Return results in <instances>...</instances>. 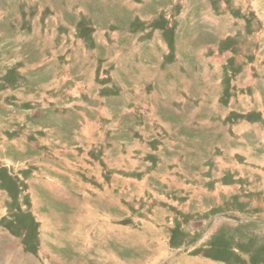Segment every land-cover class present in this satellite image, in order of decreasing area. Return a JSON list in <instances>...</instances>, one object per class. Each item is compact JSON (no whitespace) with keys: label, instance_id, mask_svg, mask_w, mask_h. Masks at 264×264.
<instances>
[{"label":"rangeland","instance_id":"374dc122","mask_svg":"<svg viewBox=\"0 0 264 264\" xmlns=\"http://www.w3.org/2000/svg\"><path fill=\"white\" fill-rule=\"evenodd\" d=\"M0 264H264V0H0Z\"/></svg>","mask_w":264,"mask_h":264}]
</instances>
